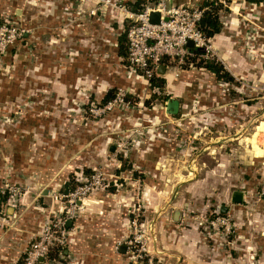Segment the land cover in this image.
Wrapping results in <instances>:
<instances>
[{
  "label": "rangeland",
  "instance_id": "374dc122",
  "mask_svg": "<svg viewBox=\"0 0 264 264\" xmlns=\"http://www.w3.org/2000/svg\"><path fill=\"white\" fill-rule=\"evenodd\" d=\"M15 1L24 15L12 6L0 8V25L8 22L21 32L0 52V196L7 197L4 207L18 205L27 191L26 185L12 179L15 164L8 154L7 140L10 143L12 133L21 131L26 117L42 114L51 121L41 132L32 133L34 146L55 139L60 151L78 136L85 138L77 151L64 155L61 163L57 182L67 176L66 190L57 184L46 196L38 191L43 201L37 205L45 207L41 209L43 219L50 208L57 212L70 205V197L60 201L54 194L73 192L77 186L89 185L96 176L100 183L92 184L82 201L98 196L105 200L107 211L121 229L115 239L121 264H261L264 129L256 137L262 155H255L248 139L264 121V0H218L223 8H229L221 13L224 26L220 37L209 38L205 49L188 56L223 62L234 76L233 83L219 82L203 68L183 69L188 57L182 63L163 60L166 72L177 79L186 74L192 81L188 106L178 109L175 116L164 108L165 100L151 96L153 92L166 98L175 96L169 77L163 91H153L151 83L133 72L123 57L106 58L110 64L99 67L104 73L94 75L88 70L93 59L87 41L80 61L69 46H64L65 57L51 54L62 48L57 41L49 44V52H41L44 58L36 57L38 44L28 37V5L35 0ZM112 1L125 6L122 0ZM158 1L146 0L143 5ZM165 1L173 6L199 4ZM101 5L100 1L93 9ZM106 10L103 14L111 8ZM127 25L125 19L124 30ZM43 45L44 41L39 47ZM48 59L53 63L46 67L44 61ZM67 63L86 67L80 72L71 69L63 83ZM113 76L111 83L102 82V78ZM61 84H67L66 90ZM99 84H108L107 90L117 88L107 105L101 102L105 93L98 91ZM157 149L160 153L156 156ZM234 191L242 192L241 202L231 200ZM222 204L228 207L226 212L221 211ZM87 209L82 202L74 222ZM3 218L4 210L0 211V219L5 221ZM244 230L250 240L244 237ZM180 240L192 243V247L186 246L189 254L181 251ZM119 245L125 246L124 253L118 252ZM50 257L56 262L51 264H80L78 254L71 249L62 258L57 253Z\"/></svg>",
  "mask_w": 264,
  "mask_h": 264
},
{
  "label": "crops",
  "instance_id": "0c3cea01",
  "mask_svg": "<svg viewBox=\"0 0 264 264\" xmlns=\"http://www.w3.org/2000/svg\"><path fill=\"white\" fill-rule=\"evenodd\" d=\"M80 1V2H78ZM125 4V10L111 9L110 11L103 14L102 11H107L106 7L101 5L98 6V13L86 16L88 10H93L94 5L100 2V0H35L34 4H29L31 8L29 12V25L30 34L29 38L35 39V56L43 57L41 52L47 51V47L50 43L61 42L60 46L64 48L60 51L54 50L51 54H57V56L65 57L66 47L69 46L74 51L77 57L76 61H80V56L85 54V43L89 45V56L93 59L91 66L88 70L92 74H102L100 66L110 64L111 60L115 58H121L118 53V38L125 34V15L127 12H134L129 7L132 6L133 0H122ZM175 1V0H174ZM180 2L189 1H200V0H177ZM19 5L15 0H0V8L12 6L15 8L16 13L20 12L24 15L23 10L17 9ZM104 8L103 10H101ZM78 10L79 12H77ZM101 10V12H100ZM82 12V13H81ZM220 34H216L212 38L220 37ZM42 48H45L42 51ZM52 45V44H51ZM87 46V45H86ZM104 55L101 58V55ZM49 55V54H47ZM45 55V57H48ZM44 58V57H43ZM108 58V59H106ZM52 59L45 60L44 63L51 65ZM223 63V62H222ZM60 63H54L58 65ZM69 64V63H67ZM225 66V65H224ZM75 67L76 72L84 71V64L73 63L66 66L64 78H61V82L66 83L68 73ZM40 68H36L38 71ZM167 71V70H166ZM165 71V77H169L174 87L175 96L170 97L178 101V109L183 106H188L186 100L190 98L188 90L191 79L185 74L183 77L177 79L173 77L169 72ZM62 76V74L60 75ZM98 77V76H97ZM114 76L109 79H103V83H111L114 80ZM169 80V79H168ZM170 82V80H169ZM189 84V85H187ZM98 91L100 93H106L108 84H99ZM134 86V83H132ZM187 85V86H186ZM67 84H61V89L66 90ZM136 85L134 86V89ZM169 98V99H170ZM168 99V100H169ZM168 100H166L164 108H168ZM177 109V111H178ZM171 116H175L176 113H169ZM174 114V115H173ZM51 120L42 114H32L23 120L24 126L21 127V131L15 130L12 136L9 138L8 143V154L14 159V169L12 173V179L26 185L27 191L21 195V201L19 200L18 205H7L4 209V220L0 219V264H20V259L24 255L29 243L31 242L34 234L39 231L44 221V213H41V209L45 207L38 206L37 203L42 202L41 198H38V191L46 196L50 194V187L59 185L62 190H66V179L57 182L59 176V170H61V163L64 162V155L77 151L81 144L85 142L83 135H80L74 140L73 143H68L66 148L60 151L56 147L57 141L54 139L50 144H37L34 146L32 142V133L41 132L45 125ZM262 124V125H261ZM257 132L249 137V142L256 156L262 155V149L257 144V134L259 130L264 129V121L256 127ZM23 129V130H22ZM42 139V138H41ZM33 143V144H32ZM42 145V146H41ZM112 150V148H110ZM158 149L154 151V154L159 155ZM152 159V157H149ZM153 163V162H151ZM2 168L0 167V178ZM65 177V175H63ZM1 180V179H0ZM54 189V188H53ZM233 194V192H232ZM243 197V195H242ZM232 198V195H231ZM45 200V198H44ZM243 200V198H242ZM87 206V213L81 215L75 222H71L75 231L69 235V248L67 253H70V249L76 252L79 256L80 264H121L120 259L117 257L115 252V239L121 234V229H118L117 221L114 219V215L111 211H107L105 200L102 197H90L83 201V204ZM239 203V202H236ZM222 206L228 207L225 204ZM221 206V207H222ZM50 208L47 211H51ZM91 210L95 211V215L91 213ZM93 214V215H92ZM176 212L173 213L175 218ZM3 218V219H4ZM242 219V216H241ZM254 231V230H252ZM247 230H244V237L250 240L247 235ZM249 232V230H248ZM263 233V232H261ZM192 243L180 240L179 247L184 254H189L186 250V246ZM122 246L119 245L118 252L124 253L121 250ZM250 250L253 248L247 246ZM245 256L247 254H244ZM242 259L240 256H238ZM251 258V257H250ZM214 261L209 262L212 264ZM264 264V256L259 261ZM247 264H251L250 261Z\"/></svg>",
  "mask_w": 264,
  "mask_h": 264
},
{
  "label": "built area",
  "instance_id": "2783aa9c",
  "mask_svg": "<svg viewBox=\"0 0 264 264\" xmlns=\"http://www.w3.org/2000/svg\"><path fill=\"white\" fill-rule=\"evenodd\" d=\"M100 1L105 7L125 10L123 4L115 1ZM97 11L98 8L91 10L90 13L95 14ZM155 11L160 14L159 22L151 23L150 13ZM202 12L203 9L199 6H173L165 0L145 5L139 12L128 11L125 15L128 19L125 35L127 38L126 60L129 68L133 72H139L141 77L150 82L153 75L160 74V67L166 66L163 63L164 59L177 60L178 63H182L184 58L193 55L194 52L191 48L205 49L208 38L198 28ZM20 33L15 26L8 22L2 23L0 25V52H3L9 43L16 40ZM188 40L193 42V47L187 46ZM121 99L123 100V98ZM98 183L100 181L95 176L89 185L77 186L73 192L54 194V198L60 201L70 197L71 199H67L70 205L57 212L51 210L45 216L40 231L34 235L24 253L22 264L56 263L55 259L50 257V253L54 249H58L57 254L60 258L64 257L69 243V235L73 228L67 226V222L74 221L78 208L83 202V197L92 188V184ZM6 187L12 191L11 186L6 185ZM13 191L15 192V189ZM219 219L216 218L215 221H219ZM215 221H211V223L214 224ZM222 222L226 224L224 220Z\"/></svg>",
  "mask_w": 264,
  "mask_h": 264
},
{
  "label": "trees",
  "instance_id": "16d2710c",
  "mask_svg": "<svg viewBox=\"0 0 264 264\" xmlns=\"http://www.w3.org/2000/svg\"><path fill=\"white\" fill-rule=\"evenodd\" d=\"M146 0H135L132 2V6L129 5V7L132 9L134 12H139L140 10L143 9L144 5L143 3ZM151 2H155L157 0H147ZM174 1V0H173ZM260 1V0H258ZM176 4H179L175 0ZM198 6L203 9L202 16L198 21V28L202 32V34L206 38H212L216 34H219L222 32L223 29V23L221 20V13L223 12H228L229 8L225 7L223 8V5L221 2H218V0H200ZM25 39V37H24ZM118 53L121 57L126 58L127 57V38L125 34H122L118 38ZM192 52L194 54H198L201 52L199 48H191ZM186 62V63H185ZM184 62V66H182L183 69H188L189 67H196V68H203L216 78L217 81L219 82H228V83H233L234 82V76L230 73V71L224 66V64L220 61H218L215 58H210V59H198L195 56H191L186 58V61ZM165 76H158V75H153L150 78V83H151V89L154 91V89H157L158 91H163L166 85V77ZM117 88H110L102 97L101 102L105 104L107 101L111 100L114 98L116 94ZM153 97H157L160 100H167L169 98H166L164 96H161L160 93L153 92L151 94ZM174 115V114H173ZM5 195L0 196V211L2 212L5 207H4V201L6 200ZM58 249L53 250L54 254L56 255ZM50 253V256H53V253ZM24 258V255L22 256V259L19 263L22 262Z\"/></svg>",
  "mask_w": 264,
  "mask_h": 264
},
{
  "label": "water",
  "instance_id": "95a60500",
  "mask_svg": "<svg viewBox=\"0 0 264 264\" xmlns=\"http://www.w3.org/2000/svg\"><path fill=\"white\" fill-rule=\"evenodd\" d=\"M159 18H160V14L159 12H151L150 13V22L151 23H158L159 22ZM187 46L189 47H193V42L191 40H188L187 42ZM165 72V68L164 66H161L160 67V70H159V73L160 74H164ZM168 108H167V112L168 113H176L177 112V109H178V101L174 98H170L168 100ZM242 192L241 191H234L233 194H232V198L231 200L233 202H241L242 201ZM226 210V207L225 206H222L221 207V211L224 212ZM71 225V220H69L67 222V226H70ZM122 251H125V246H122L121 248Z\"/></svg>",
  "mask_w": 264,
  "mask_h": 264
}]
</instances>
